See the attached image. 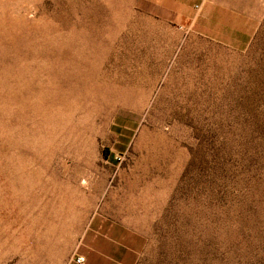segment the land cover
<instances>
[{"label":"rangeland","instance_id":"1","mask_svg":"<svg viewBox=\"0 0 264 264\" xmlns=\"http://www.w3.org/2000/svg\"><path fill=\"white\" fill-rule=\"evenodd\" d=\"M193 1L0 0V264H264V0Z\"/></svg>","mask_w":264,"mask_h":264},{"label":"crops","instance_id":"2","mask_svg":"<svg viewBox=\"0 0 264 264\" xmlns=\"http://www.w3.org/2000/svg\"><path fill=\"white\" fill-rule=\"evenodd\" d=\"M170 1H172L173 4L175 3L180 6L190 4V0ZM213 2L220 3L224 1L197 0L195 6L198 7V4L204 6L207 3ZM210 7V4H208L207 14L210 12ZM237 20L238 23H240L236 25L235 30L226 31L227 26L223 25V32L209 36L235 47H244L247 40L253 36L254 30L252 26L244 20V17L238 15ZM136 234L134 227L128 223L123 222L120 224L107 222L106 220H103L101 216H95L67 264H125V260L131 258L127 257V245L130 241H133ZM130 251L133 250L130 249ZM81 258H84L85 262H81Z\"/></svg>","mask_w":264,"mask_h":264},{"label":"built area","instance_id":"3","mask_svg":"<svg viewBox=\"0 0 264 264\" xmlns=\"http://www.w3.org/2000/svg\"><path fill=\"white\" fill-rule=\"evenodd\" d=\"M80 261H81V262H85L84 258H81Z\"/></svg>","mask_w":264,"mask_h":264}]
</instances>
